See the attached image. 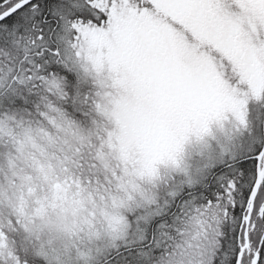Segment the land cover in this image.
Segmentation results:
<instances>
[{
  "label": "snow or ice",
  "instance_id": "obj_1",
  "mask_svg": "<svg viewBox=\"0 0 264 264\" xmlns=\"http://www.w3.org/2000/svg\"><path fill=\"white\" fill-rule=\"evenodd\" d=\"M0 264H264V0H0Z\"/></svg>",
  "mask_w": 264,
  "mask_h": 264
}]
</instances>
